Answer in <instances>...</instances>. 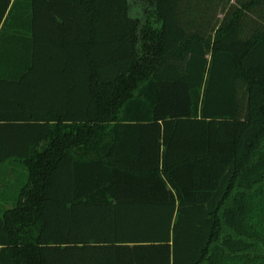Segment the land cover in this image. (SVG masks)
Wrapping results in <instances>:
<instances>
[{
    "label": "trees",
    "instance_id": "trees-1",
    "mask_svg": "<svg viewBox=\"0 0 264 264\" xmlns=\"http://www.w3.org/2000/svg\"><path fill=\"white\" fill-rule=\"evenodd\" d=\"M185 1L0 0V264H264V0Z\"/></svg>",
    "mask_w": 264,
    "mask_h": 264
},
{
    "label": "rangeland",
    "instance_id": "rangeland-1",
    "mask_svg": "<svg viewBox=\"0 0 264 264\" xmlns=\"http://www.w3.org/2000/svg\"><path fill=\"white\" fill-rule=\"evenodd\" d=\"M190 1V2H189ZM242 0H186L183 4L185 10V21H194L198 24H205L203 28L207 34L214 32V28L219 25L226 15L228 9H233ZM257 12L249 14L246 18V32L253 27L258 16H264V7H260ZM229 10V11H230ZM134 4L132 15L139 21L144 19V12Z\"/></svg>",
    "mask_w": 264,
    "mask_h": 264
},
{
    "label": "crops",
    "instance_id": "crops-1",
    "mask_svg": "<svg viewBox=\"0 0 264 264\" xmlns=\"http://www.w3.org/2000/svg\"><path fill=\"white\" fill-rule=\"evenodd\" d=\"M7 163L4 164H0V170H1V174H0V179L2 177L5 176V174H8V176H10L11 171L14 170V165L11 162L6 161ZM6 171H9L8 173H6ZM2 197V196H1Z\"/></svg>",
    "mask_w": 264,
    "mask_h": 264
}]
</instances>
